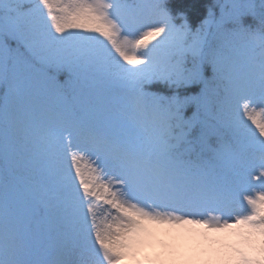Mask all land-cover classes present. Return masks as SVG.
Here are the masks:
<instances>
[{"label":"snow or ice","instance_id":"snow-or-ice-1","mask_svg":"<svg viewBox=\"0 0 264 264\" xmlns=\"http://www.w3.org/2000/svg\"><path fill=\"white\" fill-rule=\"evenodd\" d=\"M215 5L0 0V264H264V0Z\"/></svg>","mask_w":264,"mask_h":264},{"label":"trees","instance_id":"trees-1","mask_svg":"<svg viewBox=\"0 0 264 264\" xmlns=\"http://www.w3.org/2000/svg\"><path fill=\"white\" fill-rule=\"evenodd\" d=\"M215 2L216 0H162L163 8L172 18V23L179 27L186 22L192 31H195L202 21L207 18L210 8L216 15L219 14V8L215 5ZM242 23L246 27H256V21L251 16L243 17ZM228 27H232V25H228ZM204 75L206 77L211 75L210 66L204 67ZM201 86L200 84H191L175 87L170 86L167 82L153 81L144 85V88L165 97L175 95L183 98L197 94ZM193 110V106H189L185 110V115H190ZM257 187L259 186L257 185Z\"/></svg>","mask_w":264,"mask_h":264},{"label":"clouds","instance_id":"clouds-1","mask_svg":"<svg viewBox=\"0 0 264 264\" xmlns=\"http://www.w3.org/2000/svg\"><path fill=\"white\" fill-rule=\"evenodd\" d=\"M211 235H216L212 233ZM121 264H134L132 261H122ZM176 264H241L234 255H221L211 257H201L197 260L177 261Z\"/></svg>","mask_w":264,"mask_h":264}]
</instances>
